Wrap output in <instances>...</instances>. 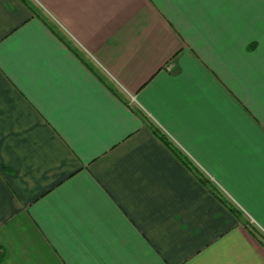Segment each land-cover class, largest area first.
<instances>
[{
    "label": "crops",
    "instance_id": "1",
    "mask_svg": "<svg viewBox=\"0 0 264 264\" xmlns=\"http://www.w3.org/2000/svg\"><path fill=\"white\" fill-rule=\"evenodd\" d=\"M29 1L0 0V264H264V0Z\"/></svg>",
    "mask_w": 264,
    "mask_h": 264
},
{
    "label": "trees",
    "instance_id": "2",
    "mask_svg": "<svg viewBox=\"0 0 264 264\" xmlns=\"http://www.w3.org/2000/svg\"><path fill=\"white\" fill-rule=\"evenodd\" d=\"M22 1L25 2V4H27L35 13H38L37 10L34 8V6L32 5V3L29 0H22ZM88 64L90 66V63H88ZM153 127H154L155 134H157L158 137H160L163 140V142L165 144H167L171 148V150L174 151L187 164V166H189L190 170H192L193 167L191 166L190 162L187 161L186 157L182 156V154L176 149V147L169 140V138L158 127H156L155 125ZM198 178H199V180L201 182H203V184L217 198H219L220 200H222L225 203V205L229 207V209L231 211H233L237 216H239V211L234 206H232L231 204H229L228 202H226L225 199H223V197L221 196V191L218 188L214 187L213 184H212V182L208 178H205V176L202 175V174H199L198 175ZM247 224L249 225L248 222H247ZM250 232L259 240V242H261L264 245V235L259 230H257L255 227H250Z\"/></svg>",
    "mask_w": 264,
    "mask_h": 264
},
{
    "label": "built area",
    "instance_id": "3",
    "mask_svg": "<svg viewBox=\"0 0 264 264\" xmlns=\"http://www.w3.org/2000/svg\"><path fill=\"white\" fill-rule=\"evenodd\" d=\"M131 101H133V100H131Z\"/></svg>",
    "mask_w": 264,
    "mask_h": 264
}]
</instances>
